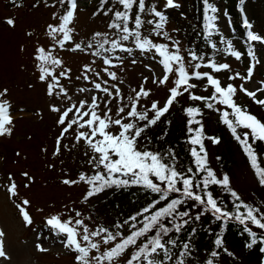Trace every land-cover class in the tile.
Returning a JSON list of instances; mask_svg holds the SVG:
<instances>
[{
	"label": "rangeland",
	"instance_id": "obj_1",
	"mask_svg": "<svg viewBox=\"0 0 264 264\" xmlns=\"http://www.w3.org/2000/svg\"><path fill=\"white\" fill-rule=\"evenodd\" d=\"M96 1L78 0L76 17L70 25L74 29L73 41L61 49L48 35V26L59 24V16L64 14L66 5L61 7L59 0H15V2L0 0V91L7 89V94L0 99L9 103V114L12 117V124L8 126L11 128V134L0 136V230L4 233L2 240L5 252V256L0 257V264H77L75 259L77 253L61 242L65 240V234H58L57 230L47 223L48 219L58 216L61 222L72 220V226H76V219H83L90 231L102 227L113 233L119 230L125 235L129 225L124 224V221L129 220L131 214L144 205L142 201H139L140 195L137 196L136 192L130 196H118L107 191L86 200L87 185L84 182L70 185L63 183L65 179L79 181L80 174L90 176L96 171L88 164V159L93 154L91 149L83 140L76 142V134L79 131H87L86 128L78 129L77 126H73V129L64 134L59 154H54L57 137L60 136L63 126L57 123L61 113L53 112L52 107H57L63 112L72 105L87 101L88 104L84 109L87 110L95 96L99 104L96 109L98 115L104 114V101L111 100L108 105L111 108L110 115L116 119L119 118L117 109L125 107L127 112L141 87L149 91L150 95L140 97L138 111L149 109L154 101H158L159 105L163 106L170 95L169 89L174 86V80L177 78L174 72L169 74L167 84H159L158 80L165 74L163 65L159 63L161 58L154 52L141 53L140 50L135 49L131 40L124 42L126 47L133 48L131 56L117 51L112 55L115 66L103 64L102 57L92 55L93 49L71 50L76 43L85 45L93 41L94 34L97 32L111 35L116 31L108 27L111 13L107 16L103 12L93 15L97 11ZM247 1L250 3L247 4ZM164 2L165 0H146V5L155 4L158 10L164 11L168 16L169 22L164 30L180 41V54L185 57V67L189 73L209 72L221 81L222 86L232 83L239 88V85L243 84L249 91H256L262 86L261 82H264V0H253V3L252 0H244L243 3L249 19L252 18L250 10L258 12L259 20L257 24H253L252 32L262 38L261 41L250 43L252 45L250 51L255 53L258 63H255L252 78L247 81L240 79L230 81L228 77L237 72L241 75L247 74L250 64L253 63L248 53H242V58L237 60L223 51L226 48L224 43L223 47L219 48L220 51L213 48L202 50L197 47L198 40L187 37L188 24L191 21L190 12L193 10L192 0H177L181 7L171 9L165 8ZM54 3L55 7H52ZM213 3L218 9L216 15L219 30L229 34L231 16L225 12L228 0H214ZM135 12L134 8L133 15ZM53 13L57 14L56 19L53 18ZM9 18L15 21L14 27L6 23ZM142 18L145 21L156 19L151 15H144ZM152 27L145 23L141 30L142 34L149 36L156 43L169 44L170 50H173L170 41L156 37L151 32ZM40 47L45 48L46 51L51 50L53 55L62 61V65L55 67V75L58 76L60 71L70 69L69 78L59 77V84L65 89L67 96L62 93L50 96L48 85L55 81L51 77L46 81L39 79L40 70L39 62L36 60L38 55L36 50ZM241 48L242 43L235 41L234 49L239 51ZM189 51H194L203 57V60L191 61ZM116 56L124 57L122 64L115 58ZM133 59L135 63L132 62ZM211 62L228 63L231 66L230 71L214 72L206 66ZM197 63L201 64L199 69L194 68ZM86 65L92 71L86 73ZM105 68L107 71H104ZM108 72H115L117 79L112 80ZM95 73L100 75L95 76ZM85 74L89 76V80L83 78ZM104 81H107V84ZM94 82L101 83L102 87H108L113 92V96L109 97L95 89ZM190 83L198 84L197 88L190 90L196 95L208 97L214 91L206 80L193 79ZM113 85L120 89L119 96L116 95ZM80 89H88V91L81 92ZM55 92L59 93V87ZM129 97L133 100H129ZM257 98L264 99V92H257ZM234 99L238 105L264 122V106L255 103L239 90ZM212 103L221 111L208 109L201 101H192L189 99V94L185 92L177 97V101L170 109H173L177 118L182 119L185 115L183 109L195 105L206 115L207 123L211 128L219 129L220 127V130H223L217 132L218 136L220 132L223 135L219 137L218 144L206 140L208 164L218 177L224 175L223 171L226 172L230 178L231 188L241 197V205H250L264 213V192L259 187L235 139L227 129H223L225 127L220 117L225 106L215 101ZM74 113L75 109L69 116L77 118ZM148 115L151 117L153 113L149 111ZM110 130L118 131L116 126ZM218 154L223 155L227 161V167L224 170L219 166ZM25 172L32 178L31 182L23 175ZM12 182L17 185L16 196L10 195L8 191ZM25 199L29 201L28 205H22ZM18 205L28 211L32 220L31 224L25 222ZM243 208L242 206V210ZM243 211L246 213L247 209L244 208ZM77 212L81 213V216L77 217ZM118 224H124V227L117 229ZM76 227L82 232L80 226ZM196 237H198L196 240L198 243L195 242L191 252L194 261L187 258V264H208L209 260H213V264H258L257 260L243 247L235 243H225L223 252L216 251L217 256L205 262L202 259L206 256L205 248L208 247V242L203 240V237ZM119 239L118 237L116 242H119ZM93 240L101 243V251H106L111 246L103 244L102 236L94 237ZM82 244L86 246L87 242L82 241ZM40 247L46 251H40ZM92 254L100 255L95 250ZM127 256H129V249L126 257L122 258L119 264H126Z\"/></svg>",
	"mask_w": 264,
	"mask_h": 264
},
{
	"label": "snow or ice",
	"instance_id": "obj_2",
	"mask_svg": "<svg viewBox=\"0 0 264 264\" xmlns=\"http://www.w3.org/2000/svg\"><path fill=\"white\" fill-rule=\"evenodd\" d=\"M15 2V0H14ZM244 0H240L241 7ZM61 7L66 5L63 15L59 16L58 25L48 26V35L59 45L61 49L65 48L66 44L73 41L74 29L70 25L74 22L78 6V0H59ZM105 5H109L105 9ZM117 5L122 6L121 10ZM204 5V31L206 33L205 39L211 44L213 49H217L216 44L212 41L213 35H220L217 26L218 12L217 7L210 0H203ZM55 7V3L51 5ZM164 7L180 8L181 5L177 0H165ZM136 9L133 15V9ZM103 12L105 16L112 14L109 29L116 31L109 35L108 33H95L94 40L82 45L76 43L71 50L86 51L93 49L92 55L102 57L103 64L109 66L113 65L112 55L117 51L127 53L131 56L133 52L132 47H126L124 42L132 41L135 49L140 50L141 53L154 52L161 59L159 63L163 65L164 75L158 80V83L163 85L169 81V74L175 72L177 78L174 80V86L169 89V97L163 106L159 105L158 101L151 103V107L145 111H138L140 97H148L150 92L143 87L137 91L136 99L131 107L125 112V107L117 109V116L119 118L113 119L110 115L111 108L108 105L111 100L104 101L105 111L103 116L98 115L96 109L99 107L97 97H93L91 104L87 110L85 105L87 101H81L79 105H72L67 110L61 112V109L52 107L53 112L61 113L57 123L63 126L60 136L57 137V146L54 154L58 155L60 152L61 141L64 134L68 133L73 126L78 129H87V131H79L76 134V142L83 140L93 153L89 159L88 164L94 170L103 169V171H95L94 175L88 176L80 174L79 181L68 180L63 181L64 184H76L84 182L88 185L85 199H89L98 195L110 188H126L129 186H140L143 189L158 195V199L154 200L152 204L145 207L136 215L131 216L129 220H125L124 224H128L130 229H134L128 235H124L121 231L115 233L109 231L107 228H97L95 231H90L89 227L84 223L83 219H76L75 225L82 228V232L78 231L76 226H72V220L61 222L58 216H52L47 223L57 230L58 234H65V240L61 241L65 247L77 253L75 257L77 264H119L122 258L126 257L127 250L134 246L135 250L131 252L130 256L126 258V264H187V258L191 255L192 247L190 243L184 242L178 244L177 238H174L172 233H181L186 225L192 223L193 220L199 221L205 213H211L216 220L224 221L225 223L235 219L240 224L245 225L244 231L251 236V243L248 247L257 244L258 234L248 227L250 222L258 229L264 230V213H261L258 208H253L250 205L243 204L247 209L246 213L237 212L231 213L224 211L222 202L214 196L213 191H209L210 186H220L224 191L235 198V201H241V197L236 191L231 188L230 178L227 174L218 177L216 172L208 164V153L205 147V141H211L213 144L220 142L218 137L208 136L204 132V125L202 119H197V116L202 117L203 113L199 107H188L185 109L186 115L189 118L187 121V144L190 145L188 151L191 157V166L186 169L178 168V157L175 151L171 148L166 153L153 152L147 147L143 150L137 147L139 140L146 139L150 143V138L143 136L149 127L155 126L161 117L169 112V109L177 101V97L182 96L185 92L189 94V99L192 101H201L208 109L221 111L216 109L212 101L225 106V110L221 112L222 122L230 129L234 138L241 144L243 151L249 158L251 167L255 170L258 182L264 186V167H261L258 162V155L253 147V143H249V135L252 141L264 142V122H261L255 115L249 113L246 108H242L236 103L234 99L237 91L244 93L254 100L255 103L264 106V99L257 98V92H264V82H261V87L256 91H249L243 84L236 85L228 83L222 86L221 81L214 77L209 72L201 73L200 71H193L189 73L185 67V57L180 54V41L174 39L168 31H165V26L169 22L168 16L164 11L158 10L155 4L146 5V0H99L97 11L93 15H98ZM144 15H151L156 19H149L145 21L142 17ZM53 18H57V14L53 13ZM9 26H15V21L11 18L6 20ZM145 23L152 25L151 32L156 37H162L164 40L170 41L172 49L170 50L167 43H156L152 38L142 34V29ZM250 27V25H246ZM115 37V38H113ZM248 40L255 42L261 41L262 38L252 31L248 32ZM226 48L223 49L232 57L240 60L242 53L236 51L233 44L229 40L223 41ZM107 46V47H106ZM38 55L36 60L39 62L40 70L39 79L41 81L48 80L49 77L54 83H49L48 94H64L67 96L65 89L59 84V77H68V70H62L59 75L54 74L56 66L62 65V61L58 59L51 50L46 51L45 48L40 47L37 50ZM109 54V55H105ZM248 55L251 57L253 63L250 64L247 74L241 75L235 73L229 75L228 79L234 81L240 79L242 81L250 80L253 76L255 63H258L255 53L249 51ZM191 61L203 60V57L197 55L194 51H189ZM117 60L123 63L124 57L116 56ZM155 55L153 56V59ZM136 61L133 59L132 61ZM175 66V68H174ZM214 72L230 71L231 66L228 63L216 64L211 62L206 65ZM201 67L200 63L194 65L195 69ZM92 71L87 65L85 72ZM107 71V68L104 69ZM100 73H95L99 76ZM112 80H116L115 72H108ZM79 78V77H78ZM85 80H89L88 75H84ZM204 81L211 86L214 91L211 96H200L194 94L191 89L198 87L197 83H190V80ZM157 82V81H154ZM107 84V81H104ZM59 87V93L55 90ZM115 93L119 96L120 89L115 85L112 86ZM94 88L105 93L107 96H113V92L108 87H102L101 83L94 82ZM182 90V91H181ZM207 90V88H205ZM81 92L88 91V89H80ZM135 91V90H134ZM7 94V89L0 91V97ZM129 100H133L129 97ZM9 103L6 100L0 99V136L10 135L12 124V117L9 114ZM77 118H71L70 113H73ZM231 109V112L227 111ZM151 111L153 115L149 117L148 113ZM232 117L231 119L229 117ZM87 117V119H85ZM127 121V122H125ZM145 122V123H139ZM170 124L171 122L168 121ZM192 125H196L193 127ZM116 126L118 131L113 132L110 129ZM243 128L249 131L238 134L237 129ZM99 137V138H98ZM66 147V146H65ZM87 154V153H86ZM19 155V153L17 154ZM219 159V157H217ZM167 161V162H166ZM195 169V171H194ZM23 175L32 181V178L27 172ZM199 177V179L197 178ZM154 178V179H153ZM11 179V178H10ZM27 186V185H26ZM10 195L16 196L17 185L12 182L8 188ZM175 194V196H173ZM172 197V198H170ZM162 201H166L163 206L157 208V205ZM234 207L239 210L240 203H235ZM192 202L193 208H200L194 216L192 212L185 208L180 210L181 206ZM28 200H23L22 205H28ZM21 215L26 223L31 224L32 220L29 213L21 205H18ZM153 209H155L153 211ZM147 213V215H145ZM76 216H81L77 212ZM138 217H143L138 220ZM131 221V223H130ZM124 224L116 225L117 229H122ZM137 224L142 225L137 227ZM170 225V226H169ZM193 231H195L193 229ZM154 233L153 235H149ZM4 233L0 230V257L5 256L3 250ZM102 236L104 245H111L106 251H101V243L93 240L94 237ZM118 237L119 242H116ZM143 240L138 243V240ZM87 242L85 246L82 244ZM215 245L219 248L223 245V239L217 238ZM182 248L178 253L174 249ZM40 251H46L43 247ZM93 250L100 253V255L92 254ZM212 257L217 256V252L211 253ZM208 264H213V260H209Z\"/></svg>",
	"mask_w": 264,
	"mask_h": 264
},
{
	"label": "trees",
	"instance_id": "obj_3",
	"mask_svg": "<svg viewBox=\"0 0 264 264\" xmlns=\"http://www.w3.org/2000/svg\"><path fill=\"white\" fill-rule=\"evenodd\" d=\"M214 0H210V2L213 3ZM250 3V1H247V4ZM253 3V0H252ZM96 5L98 8L99 0L96 1ZM109 5H105V9H107ZM240 0H228V4L226 5L225 12L231 16V31L229 34L222 32L219 30L220 35H213L212 41L216 44L217 48L223 47V41L229 40L233 44L235 41H240L242 43V48L239 50L241 53H248L251 50L252 41L248 40V27L245 26L242 18H241V8H240ZM118 8L122 9V6L117 5ZM192 7L193 10L190 12V23L188 24L187 29V37L194 38L198 40L197 47H200L202 50L212 48L211 44L205 39L206 33L204 31V5L203 0H192ZM251 17L249 20L252 22V24H257L256 22L259 20L258 12L251 11ZM253 19V20H252ZM111 20V19H110ZM194 35H197L194 37ZM225 44V43H224ZM190 107H196L195 105H191ZM185 115L182 117V119L177 118L174 115L173 109H169V112L165 114V116L161 117L160 121L157 122L155 126L149 127L146 132L143 134V136L150 138V143L146 139H141L137 143V147L143 150L145 146L148 150H151L153 152H160V153H166L169 148L173 149L178 157V168L180 169H186L187 167L191 166V157L189 155V147L190 145L187 144V121L188 117L186 115L185 109H183ZM231 112V109L230 111ZM203 113V112H202ZM197 119H202V123L206 122V126L204 127V132L208 136L213 137H222L223 135L221 132L223 130H220L217 128H211V126L207 123V117L203 113V116H197ZM232 118L231 116L229 117ZM221 120V117H220ZM168 121L171 123L169 124ZM222 122V120H221ZM139 123H145V122H139ZM224 124V123H223ZM193 127H196V125H192ZM223 129H227L229 134L232 136L233 139L234 136L232 135L230 129L224 124ZM214 129V132L212 130ZM220 132L219 136L217 132ZM249 130L238 128L237 132L238 134H241V138L243 139L242 133L247 132ZM235 142L237 143L238 147L243 152L248 164L251 167L249 158L243 151V148L241 144L235 139ZM249 143H253V147L255 148V151L258 155V162L261 167H264V142H253L251 135H249ZM205 147H206V141H205ZM219 157L218 161L220 162L219 166L221 169L224 170V168L227 167V161L224 158L223 155L218 154ZM167 162V161H166ZM210 166V165H209ZM211 167V166H210ZM212 168V167H211ZM213 169V168H212ZM254 177L256 181L258 182V178L255 174V170L251 167ZM214 170V169H213ZM96 171H103V169H98ZM195 171V169H194ZM224 174H226L225 171H223ZM95 174V173H94ZM92 174V175H94ZM199 179V177H197ZM154 179V178H153ZM259 184V182H258ZM87 185V190H88ZM259 187L264 192V186H261L259 184ZM209 191H213L214 196L218 199V202H222V206L224 211H228L231 213H237L244 212V208L242 210V206L239 210H237L234 207V201L235 198L232 197L229 193L224 191L220 186H210L208 189ZM110 192L112 195H118V196H130L134 192H136L137 196H139V201H142V204H144L142 207L137 209L131 216L136 215L138 212H140L145 207H148L152 204V202L156 199H158V195L155 193H151L150 191H147L143 189L140 186H129L126 188H110L105 190L104 192ZM102 192V193H104ZM101 194V193H100ZM86 196V193H85ZM96 196V195H95ZM175 196V194H173ZM172 198V197H170ZM166 201H162L161 204L157 205V208L163 206ZM235 203H240L241 201H235ZM185 208L189 209L192 212V215L194 216L197 212L200 211V208H193L192 202H189L187 205L181 206L180 210H184ZM155 209H153L154 211ZM147 215V213L145 214ZM130 216V217H131ZM143 217H138L139 219H142ZM142 225L137 224V227H141ZM170 226V225H169ZM252 229V231L257 232L258 234V241L256 245H253L251 248L248 247V245L251 243V236L248 232L244 231L245 225H242L239 223V221H236L235 219L230 220L229 222L225 223L224 221H218L216 218L209 212L205 213L199 221L193 220L191 224L186 225L184 230L181 233H172L174 238H177L178 244H182L184 242L190 243L192 249L195 247V242L198 239L196 236L203 237V240L208 242V247L205 248L206 256L203 257L202 260L208 261L207 259H213L211 258L212 252H223L225 243H235L239 245L240 247H243V249L248 252L254 259L257 260L258 264H264V230L258 229L255 225H252L250 222L247 225ZM193 229L195 231H193ZM134 229H130L128 227V231L126 232L125 236L130 234L131 231ZM154 233H150L149 235H153ZM210 238V239H208ZM217 238L223 239V245L221 247H217L215 245V240ZM143 240H138V243H140ZM198 243V242H197ZM200 244V243H199ZM203 249L202 245H200ZM201 249V251H202ZM135 250L134 246H131L129 248V256L131 252ZM204 250V249H203ZM175 252L182 251V248L174 249ZM204 253V254H205ZM188 258L193 259L194 256L190 255Z\"/></svg>",
	"mask_w": 264,
	"mask_h": 264
}]
</instances>
